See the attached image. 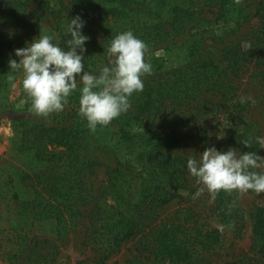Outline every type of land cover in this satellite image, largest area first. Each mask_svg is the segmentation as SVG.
I'll list each match as a JSON object with an SVG mask.
<instances>
[{"label": "trees", "instance_id": "16d2710c", "mask_svg": "<svg viewBox=\"0 0 264 264\" xmlns=\"http://www.w3.org/2000/svg\"><path fill=\"white\" fill-rule=\"evenodd\" d=\"M78 2L69 8L61 0L58 6L48 0H0V87L8 83L9 58L18 59L14 49L26 46L32 37L26 28L31 26L29 16L44 17L63 40L65 28L60 24L66 25L68 17L79 13L86 21L83 32L90 37L85 54L94 68L100 61L107 63L111 38L127 29L153 49L167 47L189 33L187 60L163 71L164 57L149 58L153 71L144 77L143 91L133 93L131 108L95 130L78 113V89L62 111L48 117L34 113L30 100L12 107L11 122L23 127L19 148L41 167L32 174L23 171L20 178L0 181V188L10 184L13 218L3 224L0 217V261L53 264L68 236L81 228L82 244L93 253L92 264H107L129 240L135 246L126 264H204L205 254L220 247L225 230L236 236L244 227L240 191L212 194L213 222L201 221V214L189 205L178 214L158 218L159 209L175 198H184L180 189L186 185V157L171 150L187 139L201 138L221 150L231 146L259 155L263 151L255 139L261 136L256 120L250 116L248 103L239 100L237 77L247 50L240 41L233 42L223 49L224 64H218L210 55L198 54L194 47L199 40L191 31L204 32L200 14L211 8L217 27L260 17L263 39L264 0L253 7L236 0ZM20 21L23 31H7L10 24ZM6 106L0 103V116ZM100 127L105 141L117 145L121 156L108 170L105 183L91 194L86 178L96 162L87 152L85 139ZM243 139L251 146L241 143ZM233 202L235 206L229 208ZM249 217L257 255L248 256L246 264H264V206L254 205ZM37 222L52 223L54 231L42 234L34 227ZM241 261L232 259L225 264Z\"/></svg>", "mask_w": 264, "mask_h": 264}, {"label": "rangeland", "instance_id": "374dc122", "mask_svg": "<svg viewBox=\"0 0 264 264\" xmlns=\"http://www.w3.org/2000/svg\"><path fill=\"white\" fill-rule=\"evenodd\" d=\"M52 5L57 4V0H48ZM69 8L74 2L78 0H61ZM243 5L249 4L251 7L255 6L258 0H236ZM79 3V2H78ZM58 6V4H57ZM81 12H84L82 4H78ZM200 16L204 19L202 26H209L208 29L198 31L193 29L191 31L198 39V45L194 47L198 54L210 55L218 64H224L222 60L223 49L233 42L240 41L241 45L247 50L245 59L243 61V69L237 77L239 93L244 96L251 97L247 101L250 116L256 120L261 136H264V38L259 35L261 19L258 16H250L247 19L230 22L222 27L214 25V15L211 13V8H204ZM31 26V39L28 42L43 33L45 30L55 33L61 39L58 32L55 31L49 23L45 21L44 17L29 16L27 19ZM66 23V22H65ZM19 23H12L7 27L9 33H14L17 30L23 31L25 28ZM67 25V24H66ZM65 24H60L62 28H66ZM175 38L167 47L160 46L157 48L150 47L147 49L146 59L154 56L164 57L165 66L163 71L168 70L178 64V61H186L187 41L186 36ZM86 62L85 68L87 70L97 72L100 67L104 65L103 61L97 63L96 67H92V59L85 54ZM185 57V58H184ZM108 60V58H107ZM7 76L4 87H0V103L7 104L0 116V181L2 178H20L22 172H29L39 169L41 166L35 165L31 155L21 152L19 146L21 143V136L23 127L11 122V117L14 116L13 108H19L24 103L28 102L30 98L22 87V69L13 73L6 67ZM9 75L14 76V81L8 79ZM13 107V108H12ZM95 134V135H94ZM92 136L87 135L85 141L87 144V152L96 162L93 170H90L86 178V186L94 192L100 188L107 178L108 170L114 167L118 158L121 156V149L117 145H112L111 142H106L105 132L100 127ZM99 140L104 144L100 145ZM209 145H213L206 139L194 138L187 139L171 150V153L186 157L194 152L203 151ZM262 155L264 156V147H262ZM198 154V153H196ZM39 165V164H38ZM0 188V217L3 224H9V218H12V209L10 195L12 190L10 184L2 185ZM8 189H6V188ZM202 187L197 182V179L186 170V185L180 191L184 196L183 199H173L170 203L159 209L158 218L180 213L181 208L187 205L191 206L195 211L201 215V221H214L211 215V208L214 204L212 193L205 190L199 195H195L197 190ZM239 202L245 212L244 227L238 235H234L230 230L224 231L223 241L218 249L214 252H207L205 254L206 261L204 264H225L230 260H242L237 264H246L248 256L257 255V246L254 243L251 232V219L249 212L251 208L258 204L264 206V192L256 193L249 189L247 191L239 192ZM42 234H49L54 231V225L49 222L36 223L34 226ZM224 230V229H223ZM135 241H128L123 244L120 250L106 260L107 264H126L127 260L131 258L134 253ZM59 255L53 264H92L93 253L82 244L81 228L76 229L75 232L68 236V239L60 247ZM203 263V262H202ZM0 264H6L0 261ZM201 264V262L199 263Z\"/></svg>", "mask_w": 264, "mask_h": 264}, {"label": "clouds", "instance_id": "9594fccd", "mask_svg": "<svg viewBox=\"0 0 264 264\" xmlns=\"http://www.w3.org/2000/svg\"><path fill=\"white\" fill-rule=\"evenodd\" d=\"M85 23L79 13L68 17L63 40L47 30L39 32L26 46L14 49L18 59L9 58L8 65L13 73L22 69V87L34 113L48 117L62 111L78 89V113L87 121L86 126L95 130L131 108L133 93L143 91L144 77L152 73L153 66L146 59L147 43L127 29L111 38L108 61L98 73L87 70L85 52L90 37L83 32ZM8 79L14 81V76ZM250 99L244 95L239 98L240 103ZM255 139L264 147V136ZM241 143L251 146L248 139ZM186 167L202 185L195 195L205 190L213 196L220 190L264 192V156L254 150L240 151L231 146L221 150L213 144L189 154ZM233 206L234 202L229 208Z\"/></svg>", "mask_w": 264, "mask_h": 264}]
</instances>
